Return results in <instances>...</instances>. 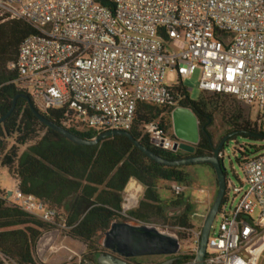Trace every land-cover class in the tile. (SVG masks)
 <instances>
[{
	"label": "built area",
	"instance_id": "obj_1",
	"mask_svg": "<svg viewBox=\"0 0 264 264\" xmlns=\"http://www.w3.org/2000/svg\"><path fill=\"white\" fill-rule=\"evenodd\" d=\"M110 1L113 9L95 0H0L1 15L36 31L23 41L9 69L17 71L19 88L39 113L63 110L64 128L81 133L129 131L140 103L173 111L180 107L175 85L165 83L168 72L184 85L199 70L202 91L231 95L264 114V0ZM176 40L184 41V51L167 48ZM143 132L155 149L174 151L181 143L158 120ZM243 170L244 185L233 188L240 201L230 212L220 207L222 222L218 231L211 229L205 264L259 260L255 247L264 239V152ZM132 182L140 189L128 190ZM171 184L173 194L183 193L184 185ZM143 192L131 179L123 192L124 216L134 206L129 201L137 203ZM10 198L45 222L57 219L56 210L17 186ZM202 230L203 225H194L188 239H180L176 256L190 257L182 264H196ZM183 243L189 245L186 251Z\"/></svg>",
	"mask_w": 264,
	"mask_h": 264
},
{
	"label": "trees",
	"instance_id": "obj_2",
	"mask_svg": "<svg viewBox=\"0 0 264 264\" xmlns=\"http://www.w3.org/2000/svg\"><path fill=\"white\" fill-rule=\"evenodd\" d=\"M95 1L114 8L110 0ZM35 33L28 23L0 14V119L9 113L18 97L14 112L0 124V167L8 170L23 194L35 196L47 208L56 210L58 216L54 223L45 222L12 203L8 193L0 189V264H5V261L42 264L37 258V246L43 236L56 230L85 246L86 250L77 264H98V256L106 252L99 243L100 234L107 231L113 222L126 218L123 215V192L130 180L141 184L144 194L139 205L127 211L129 219L137 222H147L152 217L170 219L171 213H165L162 206L159 183L187 186L190 175L185 168L188 166H164L153 161L126 136L107 137L96 146L79 145L40 121L32 110L31 96L19 88L17 71L9 69L10 64L17 62L23 41ZM175 91L180 94L179 106L190 109L199 121L201 136L194 146V153L155 149L143 132L146 124L157 120L162 127L173 131L172 108L140 103L133 127L128 131L159 157L179 160L189 156H212L220 144H215L210 131L216 114L226 116L231 126L230 138L222 146L221 153L229 141H236L239 137L254 143L264 142V121L260 124L253 122L243 115L240 108L229 110L225 107L223 99L235 97L202 91L201 98L193 100L190 90L180 80ZM208 94L212 96L207 97ZM42 115L64 127L63 110H52ZM68 130L85 140H93L108 132ZM237 144L239 148L235 151L240 157H236V161L242 168L250 159L264 152V145ZM197 165L213 169L210 164ZM226 195L222 204L227 200ZM172 196L167 203L169 207H184L182 213H174V224L184 229L178 236L186 240L189 236L187 230L194 228L189 218L192 206L184 199L183 193L175 195L172 192ZM171 259L182 264L190 257L179 255Z\"/></svg>",
	"mask_w": 264,
	"mask_h": 264
},
{
	"label": "rangeland",
	"instance_id": "obj_3",
	"mask_svg": "<svg viewBox=\"0 0 264 264\" xmlns=\"http://www.w3.org/2000/svg\"><path fill=\"white\" fill-rule=\"evenodd\" d=\"M167 48L171 52H182L186 49V45L183 40H176L171 41ZM200 82V71H196L195 75L186 79L184 81V85L190 90V97L193 100H199L201 96L203 95L202 90L199 87ZM165 83L167 86H174L177 84V78L172 72H168L165 77ZM212 94H208L207 97H211ZM224 105L227 109L231 110L232 108H240L243 115L248 119H251L253 122L262 123L264 121L262 113L258 112L256 108L247 107L244 104L240 103L238 100L232 97L224 98L223 99ZM231 129V126L227 120V117L221 114L215 115L214 124L211 126L210 131L213 135L215 144H219L222 139L228 135L229 131ZM239 145H245V144H256L258 146H263L264 142H250L248 140L243 139L242 137H239L236 141H229L224 149H223V163L224 168L226 172V179H227V200L223 204V211L224 212H230V209L235 208L240 198L236 197L233 192L234 187H242L244 185L245 181V173L242 168V165L236 161V157H240V154L235 151V148ZM181 154H183L185 151L179 150ZM185 171L189 173L190 178L188 185L185 186V189L183 191L184 199L190 203L192 206L191 212H189V218L192 224L195 225V227L203 225L206 216L213 205L217 193H218V185H217V178L214 170L208 166L203 165H192L185 168ZM16 188V183L13 180V178L10 176L8 170L4 167H0V189L2 191H5L9 193L10 191H13ZM172 188V184L168 182H160L159 183V196L161 200L163 201V208L165 213H171L170 219H164V218H157L152 217L147 222H137L129 219L128 217L122 218L117 222H130V223H143L148 225H154L157 226L167 232H172L175 234H179L177 230H175V222L176 219L174 218V213H182L184 211L183 206L179 207H169L167 203L171 201L173 198L172 192L170 189ZM248 187L246 186L245 189ZM130 190V188H128ZM144 193V192H143ZM124 198V194H123ZM126 198V197H125ZM128 198V197H127ZM143 195L139 196V200L134 201L130 200L131 203L130 209H133L137 205H139V202L142 200ZM126 203V201L124 200ZM259 212L256 213L253 217L254 219L258 218ZM222 222V215L217 214L214 222H213V230L218 231L220 224ZM53 234L56 237V242L53 246V248L49 251H47L53 242H45L43 245H45L47 250L46 252V258L45 261H42L39 258L38 252H37V258L42 264H77L80 262V258L85 252H81L80 250L71 251L67 249V242L73 241L71 238H66L65 235H63L59 230L53 231L51 233H48L46 235ZM103 238V235L100 234L99 243L101 242ZM46 241V240H44ZM75 242V241H73ZM80 243V242H79ZM264 241H261L257 244L255 249H262L259 252V260L257 264H264ZM82 244V243H81ZM188 244L183 243V251H186L188 249ZM38 247V246H37ZM40 253V252H39ZM62 258V261L56 262L55 258ZM173 256H147V257H136L132 258L131 261L134 264H176L173 259H171ZM5 264H14L12 262L5 261Z\"/></svg>",
	"mask_w": 264,
	"mask_h": 264
},
{
	"label": "water",
	"instance_id": "obj_4",
	"mask_svg": "<svg viewBox=\"0 0 264 264\" xmlns=\"http://www.w3.org/2000/svg\"><path fill=\"white\" fill-rule=\"evenodd\" d=\"M17 100L18 97L14 99L13 106L9 113L0 119V124L14 112ZM32 110L36 117L48 127L62 134L71 142L79 145L96 146L107 137L126 136L129 137L151 160L164 166L210 164L216 174L218 193L203 223L201 243L196 255V264H205L208 240L213 222L219 213L227 190L225 168L223 160L220 158V153L222 146L230 138V135L222 139L220 144L214 149L212 156H189L179 160H167L144 147L139 141L135 140L128 131H108L93 140H85L71 133L64 127L50 122L39 113L34 106H32ZM172 123L174 134L177 139L181 140L180 145H176L174 151L183 150L187 153H194V146L198 144L201 136L197 117L190 109L178 107L172 112ZM11 195L12 191L8 193L9 197ZM102 235L103 238L100 244L106 252L98 256V264H132L128 259L147 256H176L181 250V240L177 234L167 232L154 225L115 221L107 231L102 233Z\"/></svg>",
	"mask_w": 264,
	"mask_h": 264
},
{
	"label": "bare ground",
	"instance_id": "obj_5",
	"mask_svg": "<svg viewBox=\"0 0 264 264\" xmlns=\"http://www.w3.org/2000/svg\"><path fill=\"white\" fill-rule=\"evenodd\" d=\"M128 188H130V189L136 188L138 190L140 189V187L137 186L134 182L130 183L129 186H128ZM54 239H55V236L53 234H51L50 236L49 235H45L44 236L41 244L38 246V251L40 252L41 255L45 252V251L43 252L42 250H47L46 249L47 247L45 245H43V243H45L47 241H48V243L49 242H53ZM44 240H46V241H44ZM263 241H264V239H263ZM67 247H68L67 249H69L71 251H76V250H81L82 249V245L81 244H79L78 242H73V241H68L67 242ZM260 250H262V249H260V248L257 249V252L256 253L259 254ZM54 260L56 262H60V261H62V258L61 257L60 258H55Z\"/></svg>",
	"mask_w": 264,
	"mask_h": 264
},
{
	"label": "crops",
	"instance_id": "obj_6",
	"mask_svg": "<svg viewBox=\"0 0 264 264\" xmlns=\"http://www.w3.org/2000/svg\"><path fill=\"white\" fill-rule=\"evenodd\" d=\"M11 197V196H10ZM44 237V236H43ZM66 238H68V237H66ZM73 241H75V240H73ZM55 242H56V237H55V239H54V242H53V244L51 245V247L47 250V251H49V250H51L52 248H53V246H54V244H55ZM75 242H78V241H75ZM79 243V242H78ZM79 244H81V243H79ZM82 245V249L80 250L81 252H84V250H86V248H85V246L83 245V244H81ZM47 251H45L42 255L39 253V251H38V247H37V252H38V255H39V258L42 260V261H45V258H46V252Z\"/></svg>",
	"mask_w": 264,
	"mask_h": 264
},
{
	"label": "flooded vegetation",
	"instance_id": "obj_7",
	"mask_svg": "<svg viewBox=\"0 0 264 264\" xmlns=\"http://www.w3.org/2000/svg\"><path fill=\"white\" fill-rule=\"evenodd\" d=\"M131 259H132V258H131ZM131 259H128V261H129L130 263L134 264V263L131 261Z\"/></svg>",
	"mask_w": 264,
	"mask_h": 264
}]
</instances>
